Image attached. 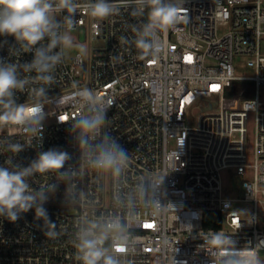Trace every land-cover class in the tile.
Masks as SVG:
<instances>
[{
  "label": "built area",
  "instance_id": "1",
  "mask_svg": "<svg viewBox=\"0 0 264 264\" xmlns=\"http://www.w3.org/2000/svg\"><path fill=\"white\" fill-rule=\"evenodd\" d=\"M76 2L74 14L55 16L61 33L84 32L87 54L66 56L63 49L50 85L24 71L34 51L0 36V59L15 63L18 78L27 81L16 102L43 105L38 126H0V166L28 167L51 149L69 154L63 178L27 177L33 189L54 186L45 188L43 206L55 229L32 211L15 223L0 217V264H80L73 245L78 228L112 216L120 218L127 243L120 264H250L264 251V108L258 99L264 0H171L183 19L154 31L152 50L136 43L148 23V9L136 11L137 0H109L119 14L104 19L90 15L88 0ZM97 40L105 46L92 51ZM47 43L46 37L36 47ZM240 57L251 75L237 74ZM236 81L252 82L254 96L229 108L225 91ZM39 88L45 96H38ZM84 88L93 101L81 96ZM99 111L107 113L104 127L82 156L76 122ZM248 114L254 119L253 163L246 154ZM109 138L127 151L118 174L91 165L94 146ZM12 144L23 145L22 151L12 153ZM225 170L240 179L241 197L224 195ZM235 202L252 208L235 210ZM205 213H218L220 226L205 228ZM47 231L57 235L45 236Z\"/></svg>",
  "mask_w": 264,
  "mask_h": 264
},
{
  "label": "clouds",
  "instance_id": "2",
  "mask_svg": "<svg viewBox=\"0 0 264 264\" xmlns=\"http://www.w3.org/2000/svg\"><path fill=\"white\" fill-rule=\"evenodd\" d=\"M137 9L141 14L148 9V23L143 25L136 43L141 50H152L151 36L154 31H167L180 22L181 8L171 0H137ZM80 7L76 0H0V36H11L20 42L25 52L34 51V58L26 63L25 72H34L33 80L50 85L55 78L52 70L63 59V49L73 45L70 29L59 31L60 22L56 20L57 12L74 14ZM85 7L91 16L104 19L119 14V7L109 0H88ZM46 46L36 47L45 38ZM59 47L61 51L53 52ZM83 46H81V49ZM26 80L18 78L17 65L5 63L0 59V126L24 127L29 124L40 125L43 119V105L39 100L17 103L15 93L23 92ZM39 97L45 96V89L36 90ZM81 96L93 101L91 91L84 88ZM111 104L109 102L108 106ZM107 113L99 111L93 115L84 116L76 122V132L79 135L78 149L82 156L88 151L89 140L94 139L104 127ZM35 132L37 129L32 128ZM95 155L91 161L93 170L112 171L118 174L120 165L127 160V151L116 140L109 138V143L103 141L95 145ZM23 145L12 144L10 151L19 153ZM69 154L55 149L39 154L38 158L28 167L0 166V217L15 223L22 214L34 212V219L43 220L50 229H55V222L48 216L43 206L47 202L44 186L33 189L27 182V177L36 173H56L65 176V164ZM10 163V161L5 162ZM67 191V188H66ZM123 224L117 216L88 220L78 228L74 241L76 259L80 264H120L121 256L126 254L127 243L123 235ZM45 236L55 237V231H47ZM250 264H261L253 257Z\"/></svg>",
  "mask_w": 264,
  "mask_h": 264
},
{
  "label": "rangeland",
  "instance_id": "3",
  "mask_svg": "<svg viewBox=\"0 0 264 264\" xmlns=\"http://www.w3.org/2000/svg\"><path fill=\"white\" fill-rule=\"evenodd\" d=\"M70 34L73 37V45L70 48L64 49V54L66 56H71L74 55L77 52L82 53L83 55L87 54L88 50V44L86 42L85 34L81 30L80 32H70ZM81 46L83 48L81 49ZM105 45L103 42L100 41H93L90 44V49L92 51L99 50L103 48ZM240 61V63L237 66V74L238 75H251L252 71L245 65V58L240 57L237 58L236 61ZM258 99L262 103V107L264 108V85H261L258 88ZM197 109L193 108L191 111L192 116L198 117L197 115ZM197 121V119H196ZM245 142H246V154L248 158L249 163H253L254 157H255V151H254V119H253V114H248L247 119H246V137H245ZM222 183H223V191L224 195L233 198V197H241L242 195V190H239V180L240 179H233L231 177V173L228 171H222ZM232 208L235 210L239 211H249L252 206L248 203H233ZM258 259L261 261V264H264V251L259 252V257Z\"/></svg>",
  "mask_w": 264,
  "mask_h": 264
},
{
  "label": "trees",
  "instance_id": "4",
  "mask_svg": "<svg viewBox=\"0 0 264 264\" xmlns=\"http://www.w3.org/2000/svg\"><path fill=\"white\" fill-rule=\"evenodd\" d=\"M254 96V85L248 81L233 82L225 91V106L236 107L238 103ZM203 226L205 228L219 227L220 215L218 213H205Z\"/></svg>",
  "mask_w": 264,
  "mask_h": 264
}]
</instances>
